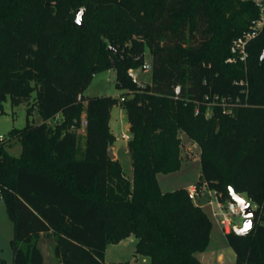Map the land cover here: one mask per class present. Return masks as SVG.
Here are the masks:
<instances>
[{
    "label": "trees",
    "instance_id": "trees-1",
    "mask_svg": "<svg viewBox=\"0 0 264 264\" xmlns=\"http://www.w3.org/2000/svg\"><path fill=\"white\" fill-rule=\"evenodd\" d=\"M79 9L83 28L74 24ZM258 16L253 0H0V114L3 103L18 107L35 95L43 118L11 132L19 157L0 143L13 264H44L42 236L54 238L60 264H107L106 246L132 235L136 254L150 259L133 264H202L196 253L209 243L211 220L188 189L163 192L157 179L181 168L180 132L201 148L197 188L206 185L223 202L233 188L257 207L248 235L226 237L235 264H264V28L246 67L225 63L232 41ZM147 48L153 76L143 86L129 72L141 69ZM106 70L116 71L125 95L86 98ZM206 95L230 104L211 108ZM118 104L130 124L132 179L108 155ZM84 109L82 148L75 130Z\"/></svg>",
    "mask_w": 264,
    "mask_h": 264
},
{
    "label": "rangeland",
    "instance_id": "rangeland-1",
    "mask_svg": "<svg viewBox=\"0 0 264 264\" xmlns=\"http://www.w3.org/2000/svg\"><path fill=\"white\" fill-rule=\"evenodd\" d=\"M145 63L152 66V56L148 48L145 53ZM152 76V68L149 71H140L138 73L139 83L143 86L152 84ZM125 93L126 92L124 90L119 89L116 85V71L106 70L98 73L94 77L93 81L85 91L84 96L86 98L94 96H112L114 98H119L125 95ZM34 96L35 95H33L30 104L23 103L18 107H13L10 101L3 103L4 113L0 114V143L3 139H5L4 149L14 157H19L21 155L22 145L17 137L11 135V132L13 130L24 128L28 123V119L33 125L43 123V118L38 108L34 105ZM29 107L33 108L32 114L28 118ZM85 113L86 111L84 109L83 118H85ZM49 124L54 125L55 121L52 120ZM127 124L128 117L123 106L118 104L113 107L111 110V125L114 133L113 135L116 138L113 147L119 155V161L123 166L126 176L132 179L133 168L131 157L126 148L128 141L121 137L122 133L130 134L129 129L126 127ZM83 130L85 131L84 125L82 128H78L75 131L78 136V145L84 148L85 140L82 138L84 133ZM179 136L183 145L182 165L176 172L157 175L160 188L163 192H171L179 189L181 186L188 187L191 184L199 182L201 178V148L199 144L189 139L183 132H180ZM116 159L118 158L116 157ZM202 190L203 197L197 204L201 206L211 220L212 230L207 247L204 250L197 252V257L200 259L202 264H235L236 256L228 244L226 234L223 232L221 226L212 217L211 208L208 205V201L210 200L209 189L203 184ZM240 196L250 202L246 195L241 194ZM251 205L254 208L253 203H251ZM231 219L234 226L242 225L243 223V219L241 217H232ZM13 236L14 224L9 216L7 206L2 201V197L0 195V258L5 260L6 264H13V248L11 245ZM137 242V237L132 235L118 244H108L105 250V262L107 264L148 263L150 261L148 257L136 254ZM53 246V237H47L39 242V247L42 250L45 264H59L58 260L54 256ZM220 257L222 258V261H220Z\"/></svg>",
    "mask_w": 264,
    "mask_h": 264
},
{
    "label": "built area",
    "instance_id": "built-area-1",
    "mask_svg": "<svg viewBox=\"0 0 264 264\" xmlns=\"http://www.w3.org/2000/svg\"><path fill=\"white\" fill-rule=\"evenodd\" d=\"M257 8L259 9V16L255 20L252 21L251 26L248 30L244 31L241 35L235 38L230 46V55L225 60L226 64L230 65H243L247 66V62L249 59V45L250 43L261 33L264 28V0H253ZM152 68L150 64L144 63L141 69L131 70L129 72V76L132 81L138 85H142L138 80V73L140 71H149ZM241 85L248 86L246 81H240ZM181 91L180 86L175 88V94L178 95ZM248 90H246V93ZM124 100V99H121ZM205 102L209 107L221 106L226 108L229 106L226 98H223L219 95H206L204 98ZM240 104V100L237 99L235 101V106ZM230 113V111H228ZM207 118L211 117V113L208 112L206 115ZM82 126L85 125V118L82 120ZM81 126V128H82ZM121 137L129 141L131 139L130 134L122 133ZM190 198L198 203L203 197L202 188H197L196 185L188 189ZM210 200L208 201V205L211 208L212 217L216 220V222L221 226L223 232L225 234H230L234 231V223L232 221V217H241V208L239 204L230 200L228 202H223L220 200L218 194L215 191L209 190ZM1 195V192H0ZM257 210V207L254 205V208ZM237 226V225H236Z\"/></svg>",
    "mask_w": 264,
    "mask_h": 264
},
{
    "label": "water",
    "instance_id": "water-1",
    "mask_svg": "<svg viewBox=\"0 0 264 264\" xmlns=\"http://www.w3.org/2000/svg\"><path fill=\"white\" fill-rule=\"evenodd\" d=\"M84 14H85V9H79L76 13V20L74 22V24L79 25L81 28H83L82 17ZM108 50L110 52L118 54V51L112 45L109 46ZM263 57H264V52L262 58ZM108 155L110 159L116 160V155L113 153L112 147H109ZM230 195L232 201L239 204L241 208V218L243 219L242 225L234 226V232L239 236L248 235L255 226L254 218L257 214V210L253 209L251 203L243 199L239 194L235 192L233 188H230Z\"/></svg>",
    "mask_w": 264,
    "mask_h": 264
},
{
    "label": "crops",
    "instance_id": "crops-1",
    "mask_svg": "<svg viewBox=\"0 0 264 264\" xmlns=\"http://www.w3.org/2000/svg\"><path fill=\"white\" fill-rule=\"evenodd\" d=\"M129 123L126 125V127L128 128V129H130V127H129ZM110 128H111V131H112V133H113V129H112V125H111V118H110ZM84 131V130H83ZM114 134V133H113ZM82 138H83V140H85V142H86V132L84 131V133H83V135H82ZM83 148V147H82ZM85 148V147H84ZM126 148H127V144H126ZM113 150H114V153H115V155H116V157L120 160V158H119V155L117 154V152L115 151V148L113 147L112 148ZM128 150V149H127ZM193 186H195V184H191L190 186H181L180 188H185V189H190L191 187H193ZM45 238H47V237H44V236H42L41 237V240H40V242L42 241V240H44ZM220 261H222V258L220 257ZM44 264H45V260H44ZM57 264V263H56ZM60 264V263H59Z\"/></svg>",
    "mask_w": 264,
    "mask_h": 264
}]
</instances>
